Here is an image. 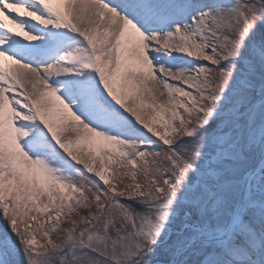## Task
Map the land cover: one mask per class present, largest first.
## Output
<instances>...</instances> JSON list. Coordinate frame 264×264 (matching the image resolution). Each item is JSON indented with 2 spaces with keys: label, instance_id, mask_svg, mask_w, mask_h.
Returning a JSON list of instances; mask_svg holds the SVG:
<instances>
[{
  "label": "snow or ice",
  "instance_id": "obj_1",
  "mask_svg": "<svg viewBox=\"0 0 264 264\" xmlns=\"http://www.w3.org/2000/svg\"><path fill=\"white\" fill-rule=\"evenodd\" d=\"M0 264H264V0H0Z\"/></svg>",
  "mask_w": 264,
  "mask_h": 264
},
{
  "label": "rangeland",
  "instance_id": "obj_2",
  "mask_svg": "<svg viewBox=\"0 0 264 264\" xmlns=\"http://www.w3.org/2000/svg\"><path fill=\"white\" fill-rule=\"evenodd\" d=\"M0 226H2V221H0Z\"/></svg>",
  "mask_w": 264,
  "mask_h": 264
}]
</instances>
